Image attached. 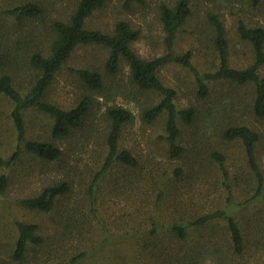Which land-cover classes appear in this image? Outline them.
I'll return each instance as SVG.
<instances>
[{
  "label": "rangeland",
  "instance_id": "rangeland-1",
  "mask_svg": "<svg viewBox=\"0 0 264 264\" xmlns=\"http://www.w3.org/2000/svg\"><path fill=\"white\" fill-rule=\"evenodd\" d=\"M23 0H0V48L10 44L11 39L29 28H34V40L46 44L47 23L55 18L66 17L72 12L77 0H33L42 5V17L27 20L33 23L22 30L14 19L3 12L7 6ZM145 6H135L129 12L123 10L122 0H108L105 8L92 16V24L109 29L116 19L130 20L140 31L133 48L143 58L162 55L165 51L163 32L156 16L158 0H146ZM259 12L223 9L226 26L231 38L233 64L242 65L248 61L243 48L234 38L231 22L233 11L240 17L259 22L264 26V0ZM196 15L190 26L178 35L176 50H192L193 62L200 70L209 69L208 50L200 45L196 30L203 12L212 3L196 4ZM240 8V9H239ZM235 16V15H234ZM199 19V20H198ZM43 47H45L43 45ZM247 54V53H245ZM106 49L86 45L77 47L66 65L57 73L47 99L64 108L73 106L83 95L93 99L91 113L82 127L55 143L62 149V156L54 162H43L27 152L21 151L18 161L6 173L10 180L5 193L0 197V264H66L70 257L80 255L74 264H190L188 257L198 255V264H264V209L258 204L245 206L235 212V219L241 229L244 252L232 256L227 245L223 222L210 223L204 227L188 229L187 237L180 247H174L172 235L163 238L152 237L148 230L152 224H169L173 220L194 219L211 214L224 207L225 190L221 184L222 175L211 152L226 157L230 175L241 178L233 185L234 197L243 201L244 186L248 173L244 165V154L240 145L222 139L224 127L231 121H248L262 135L258 146V158L264 171V121L250 115L249 98L229 96L234 91L229 85L211 86L209 96L199 101L191 75L176 65H165L160 69L162 81L175 88L181 106L193 103L203 108L190 125H180L181 141L185 156L172 159L168 156L164 142L165 115L152 123H143L139 113L143 107L158 101L151 92L133 88L129 81V69L122 64L117 73L107 75L108 89L92 92L84 87L69 70L71 68H102L106 61ZM15 73V69H13ZM17 76V73H15ZM264 75V69H262ZM19 77V76H18ZM25 86V83H21ZM245 89L239 93L244 94ZM243 96V97H242ZM233 102L232 115L222 114L215 118L204 116L205 110ZM128 107L133 119L121 133L120 147L129 150L138 160L133 169L115 165L102 176L93 190L96 216L91 213L89 183L102 164L105 155L104 135L107 122L105 111L108 106ZM10 103L0 99V154L8 156L16 147V132L11 124ZM27 138L46 140L49 135V121L35 111L25 114ZM189 164V169L188 165ZM199 169V170H198ZM182 176H175V171ZM195 170V172H192ZM240 173V175H239ZM248 175V174H247ZM69 181L70 192L59 198L50 212L31 211L18 204V200L31 197L55 181ZM238 185L240 187H238ZM164 191L161 201L157 200ZM16 221L32 223L39 227L43 237L41 245L26 251L21 262L11 259L9 251L17 235ZM110 240L105 242L104 235ZM167 235V234H161Z\"/></svg>",
  "mask_w": 264,
  "mask_h": 264
},
{
  "label": "trees",
  "instance_id": "trees-1",
  "mask_svg": "<svg viewBox=\"0 0 264 264\" xmlns=\"http://www.w3.org/2000/svg\"><path fill=\"white\" fill-rule=\"evenodd\" d=\"M108 0H77L74 9L66 17L55 18L47 23V37L44 41L34 40V28L31 21L42 17L44 11L37 1L23 0L7 6L3 12L14 19L15 25L22 30L28 29L26 35L12 38L10 44H1L0 48V99L5 98L11 105L9 118L16 132V147L8 156L0 154V170H8L18 161L21 151L27 152L34 158L43 162H54L62 156V149L55 141L62 140L75 130L82 127L85 119L94 106L93 99L86 94L77 103L68 108L49 101L48 91L57 73L66 65L73 51L79 46L94 45L107 51L106 61L102 68L104 73L96 68H71L69 69L84 87L90 91H111L107 85V75L115 74L122 64L129 69V81L133 88L140 91L151 92L158 96V101L143 107L139 113L143 123H152L159 116L165 115L164 142L168 156L179 159L185 156L189 161L190 155L184 154L180 144V125H190L201 114L200 105L189 103L181 106L175 88L165 84L159 76L160 69L165 65H176L185 69L192 77L195 94L199 101L205 100L210 94V88L216 84L229 85L234 91L229 96L240 98L243 95L249 98L247 103L250 115L264 121V26L259 22L240 17L237 11L231 13V26L236 41L245 48L248 61L242 65L233 64L231 58L232 44L226 26V17L223 9H235L239 4L242 10L259 12L261 0H158L156 16L163 32L165 51L162 55L152 58H143L133 48L138 40L140 31L127 19H116L107 30L92 24V16L103 10ZM201 2L212 3L203 12L196 30V38L208 50L210 62L209 69L200 70L193 62L192 50L179 52L176 50L178 35L196 15V4ZM146 0H122L123 10L129 12L133 7L145 6ZM239 8V9H240ZM235 15V16H234ZM43 45L45 47H43ZM15 69V73H13ZM19 76V77H18ZM21 83H25L22 86ZM245 89V93H239ZM242 96V97H243ZM234 103L227 102L214 111L205 110L204 116L213 120L224 114L232 115L231 107ZM35 111L46 117L49 121V135L46 140L27 138L25 114ZM107 122L104 135L105 155L102 164L96 170L89 183L91 206L90 211L96 216L93 190L105 173L115 165L128 169H135L138 160L133 154L120 147L122 129L133 119V113L128 107L120 105L108 106L105 111ZM262 135L256 126L248 121H231L222 131V139L234 142L243 149L244 165L248 171L244 186L248 189L242 195L243 201L236 200L233 185L241 178L230 175L226 166V157L218 152H211L213 161L216 162L221 172V184L225 190L224 207L218 208L211 214L198 216L194 219L173 220L166 225L152 224L148 233L152 237L163 238L172 235L173 246L179 248L180 243L187 237L188 229L204 227L214 222H223L225 237L223 241L232 256H241L244 252V242L241 229L235 219V212L251 204H258L264 209V171L259 163L258 146L261 144ZM189 169V164L187 165ZM199 170V169H198ZM195 172V170H192ZM175 176H182V172L175 171ZM9 176L0 173V197L9 186ZM238 187H240L238 185ZM69 181H55L44 187L31 197L18 200V204L31 211L50 212L56 201L70 192ZM164 191H160L157 203L161 201ZM16 237L9 251L10 257L16 262H21L26 251L41 245L43 237L39 227L32 223L16 221ZM167 234V235H161ZM108 234L104 241H109ZM80 255L70 257L66 264H74ZM198 255L188 257L190 264L201 262Z\"/></svg>",
  "mask_w": 264,
  "mask_h": 264
}]
</instances>
